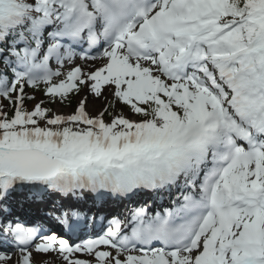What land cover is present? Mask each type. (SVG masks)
<instances>
[{
    "label": "snow or ice",
    "instance_id": "6c2138e0",
    "mask_svg": "<svg viewBox=\"0 0 264 264\" xmlns=\"http://www.w3.org/2000/svg\"><path fill=\"white\" fill-rule=\"evenodd\" d=\"M93 51L103 63L85 71ZM106 87L89 115L87 93ZM27 89L43 94L30 110ZM82 91L71 115L44 106ZM0 100V264H264V0H0ZM116 102L135 118L106 122ZM25 187L61 198L51 212L69 232L80 213L65 198L102 211L181 197L72 244L13 216Z\"/></svg>",
    "mask_w": 264,
    "mask_h": 264
},
{
    "label": "rangeland",
    "instance_id": "374dc122",
    "mask_svg": "<svg viewBox=\"0 0 264 264\" xmlns=\"http://www.w3.org/2000/svg\"><path fill=\"white\" fill-rule=\"evenodd\" d=\"M87 61L88 60L82 61L78 59L76 62L82 65L85 71L94 70L96 67H99L103 63V60H95V62L91 64H86ZM42 87H43V84L41 85V88ZM27 91L37 97L36 101H32V100L25 101V107L30 110L37 101L43 98V94L42 92H34L31 89ZM85 95L86 93L83 91L79 93L78 95L76 93H71L63 104L59 102H57L56 104H51V105L45 103L44 106L50 107L52 109V112L54 109H56L54 111L56 113L61 112L60 115H71L74 112L78 104V101L83 99ZM106 98L108 100L112 99L111 89L107 87L104 89V96L100 98L95 97V95L92 93H87L86 111L89 113V115L95 116L99 114L101 111H103L106 106ZM0 103H4V102H0ZM108 112L111 113L112 115H110V117H108V114L105 115L104 118L106 122H110L112 116L116 114H120L121 112H123V114L127 116L128 118H135L133 117L130 109L128 107L121 105L119 102H116L113 107H109ZM9 114L11 115L10 109H9ZM75 255L80 256L81 258H88L86 255L79 254V253ZM33 259L36 262L44 261V262H50V264H64L63 260L59 259L56 253H51V252L48 254H39V255L34 254Z\"/></svg>",
    "mask_w": 264,
    "mask_h": 264
},
{
    "label": "bare ground",
    "instance_id": "6f19581e",
    "mask_svg": "<svg viewBox=\"0 0 264 264\" xmlns=\"http://www.w3.org/2000/svg\"><path fill=\"white\" fill-rule=\"evenodd\" d=\"M95 62V60H88L86 62V64H91ZM11 109V108H10ZM56 110V109H54ZM53 110V113L55 114H60L61 112L56 113ZM179 188H175L174 191H179ZM158 193H155V195H157ZM162 196V195H160ZM61 198L56 195V196H49L47 197L44 201H37L35 203V208H34V214L36 219L34 220V223H36L37 221L43 223V227H45V225L49 224V223H55L58 222L56 219V216L59 215V213H52L51 209L53 208V201H59ZM138 201V200H137ZM136 201V202H137ZM145 203L147 204H154L155 202L152 201L150 202L149 198L144 199ZM17 202L20 204L21 202H23L22 198H18ZM65 202L66 203H70L73 204L75 206V210L78 211V207L85 204L89 206V210H88V215L93 218V219H99V221H101L102 224H105L106 221L108 220V218L113 217V216H120L121 214L125 215L128 211V209L132 206V204H129L127 201L123 204V207L121 210H119L115 205L112 204H106L102 211H97V206L93 204L91 199H84V200H78L75 197H71V198H65ZM161 204H163L161 202ZM160 204V205H161ZM9 207L12 209H14L16 206H12L11 204H9ZM91 209V210H90ZM153 209L155 211H158L160 209V207L154 206ZM80 213V211H78ZM80 217H81V213H80ZM91 224L89 223L87 225V229H90ZM81 232L79 230L75 231V232H71L70 234H68L70 237L73 236H78L80 235ZM98 234L95 233L94 236H92V238H95ZM88 239H91L90 237H88Z\"/></svg>",
    "mask_w": 264,
    "mask_h": 264
}]
</instances>
